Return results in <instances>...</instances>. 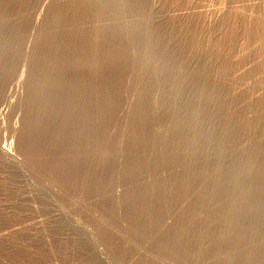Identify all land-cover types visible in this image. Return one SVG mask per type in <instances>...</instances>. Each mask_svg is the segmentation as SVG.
Returning a JSON list of instances; mask_svg holds the SVG:
<instances>
[{
  "label": "rangeland",
  "instance_id": "obj_1",
  "mask_svg": "<svg viewBox=\"0 0 264 264\" xmlns=\"http://www.w3.org/2000/svg\"><path fill=\"white\" fill-rule=\"evenodd\" d=\"M78 3L0 0V264H264V0Z\"/></svg>",
  "mask_w": 264,
  "mask_h": 264
},
{
  "label": "bare ground",
  "instance_id": "obj_2",
  "mask_svg": "<svg viewBox=\"0 0 264 264\" xmlns=\"http://www.w3.org/2000/svg\"><path fill=\"white\" fill-rule=\"evenodd\" d=\"M21 1V0H20ZM88 0H78V4H77V8L80 6H82V5H85L86 4V2H87ZM93 2V1H92ZM95 2V1H94ZM75 4V3H74ZM86 6V5H85ZM70 9V8H69ZM76 9V8H75ZM76 11V10H75ZM108 53V52H107ZM95 63V62H94ZM89 65V64H88ZM39 161V160H38ZM56 174V173H55ZM225 236V235H224ZM221 240V239H220ZM231 264V263H230Z\"/></svg>",
  "mask_w": 264,
  "mask_h": 264
}]
</instances>
